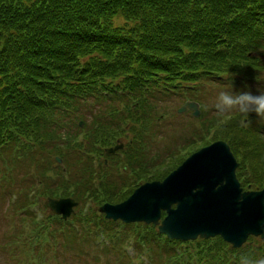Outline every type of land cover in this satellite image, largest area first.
<instances>
[{
	"label": "trees",
	"instance_id": "16d2710c",
	"mask_svg": "<svg viewBox=\"0 0 264 264\" xmlns=\"http://www.w3.org/2000/svg\"><path fill=\"white\" fill-rule=\"evenodd\" d=\"M220 88L255 95L264 88V0H0V208L13 214L12 260L58 264L57 246L91 264L264 257L261 238L236 249L219 236L170 240L151 224L105 221L91 211L165 178L200 137L203 145L225 140L243 188H264V120L218 116L206 99ZM168 95L197 101L201 127L178 156L166 142L164 154L149 157L169 127L159 110ZM90 98L108 101L102 120L60 134L55 116H74L76 103ZM119 138L126 146L106 154ZM55 140L64 144L47 146ZM31 163L41 173L21 184L18 174ZM71 195L79 213L65 221L43 203Z\"/></svg>",
	"mask_w": 264,
	"mask_h": 264
},
{
	"label": "water",
	"instance_id": "95a60500",
	"mask_svg": "<svg viewBox=\"0 0 264 264\" xmlns=\"http://www.w3.org/2000/svg\"><path fill=\"white\" fill-rule=\"evenodd\" d=\"M182 106L179 113L191 110L193 116H199L197 102ZM120 148L123 143L106 151ZM57 160L61 163L59 157ZM238 166L230 145L216 140L196 150L162 180L142 183L126 200L104 203L99 212L106 219L126 224H152L170 240L220 236L239 248L249 236L264 238V188L245 190L236 174ZM45 205L53 214L68 219L78 202L73 196L49 197Z\"/></svg>",
	"mask_w": 264,
	"mask_h": 264
},
{
	"label": "rangeland",
	"instance_id": "374dc122",
	"mask_svg": "<svg viewBox=\"0 0 264 264\" xmlns=\"http://www.w3.org/2000/svg\"><path fill=\"white\" fill-rule=\"evenodd\" d=\"M219 90H220V92L226 91L223 88H220ZM261 91H264V88L259 89L257 91V93L260 94ZM218 94H219L218 90L213 91L211 93V95L208 97L209 100L206 99L210 106L215 105L216 97L218 96ZM166 97H167L166 99H164L162 102H160L159 110L163 112V115L165 114V122L167 121V124L169 123V127L164 129L163 132L160 133V139L159 140L157 139L158 141L156 140L154 143H151V145H153L151 147V149L153 148L154 151L150 154L149 157H151V155H153V154H158V153L164 154V149L166 148L165 147L166 142H168L172 147V152H173V153L171 152L172 156H176V155L178 156V154L182 152V146L185 144V140L186 139L189 140L190 138L191 139L193 138L192 137L193 129H194L193 127L194 126H196L198 128L201 127V122L199 121L198 117L190 116L191 114H190L189 110L184 112V113H179V109L181 107H183L182 106L183 103H185V101L189 102L190 99H187L184 101L183 97H178V96H173V95H168ZM95 99L96 98H90V99L86 100V102L76 103V106H74V109H73L74 110L73 111L74 116L70 113H67V114H65V113L60 114L59 113V114H57V116H55L53 121L55 123L56 128H59V130L57 129L59 131V133L64 134L63 132L76 131L77 129H76L75 125H77V123L80 124V122H83V125L81 127H85V124H86L85 129H87L90 126H94L95 125L94 123H96L102 117V116H100L99 112L101 110H104V108L109 107L107 100H105V102H99V101H96ZM209 117H212V113L210 114ZM93 120H95L94 123H92ZM162 137H164L163 140H162ZM197 141H198L197 145L195 147H191V148H195V149L190 150L189 151L190 153L186 155L184 160L187 157H189L192 153H194L196 150H199L201 147L207 146L216 140H212V141H210V143L208 142L206 145H203V143H205L206 139L204 140L203 143L201 142V137L198 138ZM56 143L57 144L59 143V145L60 144L63 145L64 140H57L56 142L50 141V143L47 144V146L48 145L55 146ZM104 158L105 157H103L102 159H104ZM32 164L33 163H31V165ZM31 165L29 166L30 170L28 168L27 169L28 171L26 170L27 171L26 173L21 171L20 174H18V177L20 179L21 184H26L31 180V179L27 178V176H26L27 173L28 174L29 173H41V171H40L41 169L33 171L34 165H32V166ZM61 165H63V161H62ZM45 172L46 171L44 170L43 173H45ZM15 173H18V172H15ZM108 173H111V172L108 171ZM145 182H147V181H145ZM241 186H242V184H241ZM247 189L254 190V189L250 188V186ZM247 189H245V190H247ZM46 200H47V198L45 197L43 199L44 204H45ZM124 200H126V199H124ZM123 201L109 202V203L117 204V203H121ZM79 204H80V202L78 201V205L74 208L73 214L79 213V209H78ZM6 206L7 205L4 204V206L1 207L2 209L0 208V264H16V262H15L16 259L12 260L11 256L9 255V248L10 247H8L9 242L11 241V236H12L11 235V227H12L11 226V218L13 217V214H12L11 210H8L6 208ZM4 208H6V209H4ZM97 208H98V206L94 205V203L91 205V211H94V213H95ZM73 214L71 216H73ZM68 219H63V220L65 221ZM12 220H13V218H12ZM105 221H106V219H105ZM104 224L101 223L100 225H104ZM250 237H252V236H250ZM254 237L260 239V236H254ZM228 244L230 245V247H232V245L230 243H228ZM4 245H5L6 249H4ZM58 247L59 246L54 248L53 253H55V257H57L56 259L53 258V260H55L54 263L57 262L58 264H91V261L89 258L85 257V258L77 259L74 252H72V251L66 252L63 249V247H59V248ZM232 248H234V247H232ZM234 249H236V248H234ZM56 252H57V256H56ZM16 254L18 255V253H16ZM191 257H195L194 254ZM13 261H14V263H13ZM86 261L88 263H86ZM50 263L51 262L49 260L48 264H50ZM31 264H36V263L31 262Z\"/></svg>",
	"mask_w": 264,
	"mask_h": 264
},
{
	"label": "clouds",
	"instance_id": "9594fccd",
	"mask_svg": "<svg viewBox=\"0 0 264 264\" xmlns=\"http://www.w3.org/2000/svg\"><path fill=\"white\" fill-rule=\"evenodd\" d=\"M215 109L220 117H228L234 113L250 116L255 113L260 120H264V91L258 95L251 91H221L216 97ZM239 260L240 264H264V257L243 255Z\"/></svg>",
	"mask_w": 264,
	"mask_h": 264
},
{
	"label": "flooded vegetation",
	"instance_id": "af4514ba",
	"mask_svg": "<svg viewBox=\"0 0 264 264\" xmlns=\"http://www.w3.org/2000/svg\"><path fill=\"white\" fill-rule=\"evenodd\" d=\"M117 142H124V147L126 146V143H125L126 140H125L124 138H119V139L116 141V143H117ZM116 143H115V144H116ZM113 146H114V145H113ZM124 147H123V148H124ZM115 153H117V151L114 152L113 154H115ZM124 169H126V166H124ZM108 170H109V172H114V169H112V170L108 169ZM120 173H121V172H120Z\"/></svg>",
	"mask_w": 264,
	"mask_h": 264
}]
</instances>
